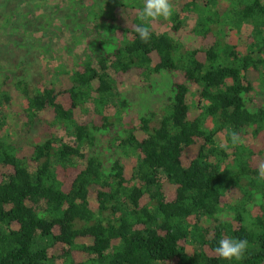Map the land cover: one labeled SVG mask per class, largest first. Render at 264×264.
I'll return each instance as SVG.
<instances>
[{
    "label": "trees",
    "instance_id": "16d2710c",
    "mask_svg": "<svg viewBox=\"0 0 264 264\" xmlns=\"http://www.w3.org/2000/svg\"><path fill=\"white\" fill-rule=\"evenodd\" d=\"M175 1L190 29L174 12L144 43L143 4L109 1L53 78L0 81V264H264V0ZM124 77L149 97L137 116ZM221 238L244 258L220 259Z\"/></svg>",
    "mask_w": 264,
    "mask_h": 264
},
{
    "label": "rangeland",
    "instance_id": "374dc122",
    "mask_svg": "<svg viewBox=\"0 0 264 264\" xmlns=\"http://www.w3.org/2000/svg\"><path fill=\"white\" fill-rule=\"evenodd\" d=\"M109 1L117 2V0H15L3 4L4 0H0V81L7 71L15 76L27 74V79L34 85L53 78L55 69L65 64L67 55L73 51L81 53L86 41L96 37L99 29L96 31L95 24L102 19V16L100 19L96 15L99 8L106 11ZM137 1L138 4L144 3V0ZM172 3L174 12H178L180 18H186L184 27L190 29L194 22L192 13L180 11L183 3L179 4L175 0H172ZM113 11L115 15L119 14L118 8ZM132 11L138 12V9L133 7ZM6 15L10 17L7 21ZM166 28L167 26L162 24L156 26L155 31L161 32ZM180 35L186 39L187 35L184 32ZM248 78L259 92L260 98L264 99L257 74L250 72ZM165 84L159 83L160 87H164ZM139 86V82L132 77H124L118 87L132 103L129 111L131 116H137L138 111L144 110L150 101L148 96H144V92L140 95ZM9 90L11 101L7 112L20 117L22 112L20 94L12 86ZM37 128L41 131L40 126ZM58 133L63 136V133ZM33 136L39 140L37 134ZM217 139L220 141L218 136Z\"/></svg>",
    "mask_w": 264,
    "mask_h": 264
},
{
    "label": "clouds",
    "instance_id": "9594fccd",
    "mask_svg": "<svg viewBox=\"0 0 264 264\" xmlns=\"http://www.w3.org/2000/svg\"><path fill=\"white\" fill-rule=\"evenodd\" d=\"M174 6L172 0H144L143 8L139 12V21L134 31L138 34L139 39L148 43L151 39V25L154 22L168 21L174 14ZM231 143L233 146L242 144L244 141L236 131L230 132ZM226 147V144L220 145ZM257 171L260 178H264V161L257 165ZM255 201L257 204L264 202L261 194H255ZM248 248V241L246 239L237 238H221L218 241V246L215 247V254L226 261H240Z\"/></svg>",
    "mask_w": 264,
    "mask_h": 264
}]
</instances>
